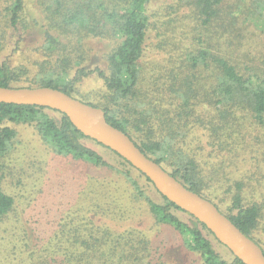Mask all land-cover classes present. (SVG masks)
<instances>
[{
  "label": "trees",
  "instance_id": "obj_1",
  "mask_svg": "<svg viewBox=\"0 0 264 264\" xmlns=\"http://www.w3.org/2000/svg\"><path fill=\"white\" fill-rule=\"evenodd\" d=\"M150 1L39 0L47 24L44 56L33 66L0 61V86L58 88L102 107L110 124L189 189L212 201L264 251V133L248 142L241 128L253 122L264 130V25L248 21L250 16L264 18V0H174L161 21L165 31L157 24V14L148 10ZM25 3L0 0V53L8 45L5 34L18 31ZM184 8H189L186 15ZM178 27L186 38L193 30L191 46L176 34ZM151 30L159 37L157 48L164 51L156 69L142 60L153 43L148 41ZM90 38L111 43L104 66H86L90 55L85 41ZM92 74L106 87L97 100L77 95L78 84ZM20 123L34 126L56 156L69 157L82 171H91L75 178L77 208L54 232L50 248H29L26 243L30 264H168L149 233L134 226L115 228L131 218L138 203L145 205L143 211L151 213L155 225L167 224L177 231L186 248L200 257V264H245L141 170L85 136L65 113L45 106L0 103V223L16 205L4 187L8 171L4 160L18 136L12 124ZM199 129L224 145L247 143L242 149L249 168L234 183L235 189L231 184L235 193L227 207L218 199L222 197L205 188L188 146ZM148 185L160 199L151 196ZM214 242L227 247L232 257H224Z\"/></svg>",
  "mask_w": 264,
  "mask_h": 264
},
{
  "label": "rangeland",
  "instance_id": "obj_2",
  "mask_svg": "<svg viewBox=\"0 0 264 264\" xmlns=\"http://www.w3.org/2000/svg\"><path fill=\"white\" fill-rule=\"evenodd\" d=\"M169 4L174 5V0H151L149 3L148 10L157 14V24L162 31H165V27H161V21L166 19ZM188 11L189 8H184L183 14L186 15ZM239 12L240 10L236 11V14ZM250 20L257 26L264 25L263 17L250 16L248 21ZM46 25L39 0H26L18 31L12 30L5 34L8 45L0 53V61L8 60L15 66L35 65L44 56L42 45L46 38ZM192 33L193 30H191L190 38H186L183 35V28L178 27L176 32L179 37H184L185 43L189 46L194 39ZM158 39L156 30H151L148 41L153 43L146 48L142 58L148 68L156 69L163 61L164 51L156 46ZM85 42L90 55L86 66L88 68L104 66L103 56L110 50L111 43L107 40L92 38ZM151 72L147 71L146 76H150ZM105 90L103 80L96 74H92L78 84L77 95L97 100ZM48 113L58 116L51 110ZM12 126L17 129L18 136L12 151L4 160L8 167L4 187L14 195L16 205L15 209L0 223V264H30L26 251L29 256L31 253L27 250L26 243L29 244V248L35 246L40 250L45 247L50 248L49 240L54 236V232L60 228L61 222H68L67 218L73 214V209L77 208L75 178L91 171L84 172L82 168L80 170L75 165V161L69 157L56 156L42 142L34 126L24 123L12 124ZM241 128L245 131L243 136L248 142L252 138L254 140L256 135L262 137L264 133L263 128L253 122H245ZM195 134L189 138L188 146L193 152L192 155L197 158L204 186L207 190L214 191L216 196L222 197L218 199H224L223 206L227 207L231 204L235 193L234 183L243 177L249 168L247 155L242 149L247 143L224 145L221 140L209 136L204 129H199ZM103 152L107 157L115 158L110 150H103ZM104 173L106 174V171ZM142 181L146 184L145 179ZM231 184H234V189ZM148 187L151 196L154 199H160L155 190L149 185ZM253 190L254 184H250L249 193ZM143 209H146L143 203L135 205V209L132 208L131 218L116 225L115 228L122 230L134 226L149 233L155 248L159 250V254H163L168 264H200V257L186 248L177 231L167 224L155 225L151 213ZM176 213L191 221V217L186 213L180 210H176ZM22 239L25 242H21ZM214 246L224 257H232L227 247L217 242H214Z\"/></svg>",
  "mask_w": 264,
  "mask_h": 264
},
{
  "label": "water",
  "instance_id": "obj_3",
  "mask_svg": "<svg viewBox=\"0 0 264 264\" xmlns=\"http://www.w3.org/2000/svg\"><path fill=\"white\" fill-rule=\"evenodd\" d=\"M1 102L45 106L65 113L85 136L118 152L147 175L164 196L204 223L245 264H264V251L257 242L243 233L212 201L189 189L148 157L127 133L110 124L102 107L48 86H0Z\"/></svg>",
  "mask_w": 264,
  "mask_h": 264
}]
</instances>
